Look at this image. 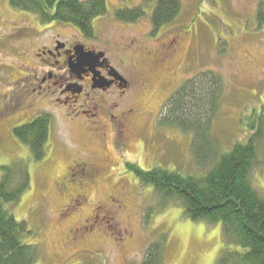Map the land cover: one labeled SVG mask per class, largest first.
Masks as SVG:
<instances>
[{
	"label": "rangeland",
	"instance_id": "374dc122",
	"mask_svg": "<svg viewBox=\"0 0 264 264\" xmlns=\"http://www.w3.org/2000/svg\"><path fill=\"white\" fill-rule=\"evenodd\" d=\"M177 1L174 20L153 34L152 6L144 0H109L106 15L93 21L95 38L83 37L130 85L124 95L112 91L99 112L118 103L113 115L131 104H139L136 109L146 114L145 127L134 128L146 138L127 136L120 151L109 127L106 135L84 129V116L66 112L49 93L44 96L39 68L53 61L40 55L42 47L54 33L63 40L78 30L41 24L35 15L0 0V166L22 161L30 175V189L20 202L4 207L34 233L26 242L39 246L38 264H141L147 247L164 233L162 264H215L224 248L221 224L189 221L173 203L161 208L150 188L141 186L126 167L203 173L192 162L191 134L158 125L169 97L186 79L207 71L222 79L211 135L224 150L246 141L242 122L264 103V27L255 18L258 0ZM127 8H143L146 16L130 24L116 20L115 12ZM131 43L133 48L126 47ZM169 45L171 52L163 53ZM84 110L91 121L93 111ZM36 116H48L50 127L45 157L31 161L13 129ZM262 161L252 182L264 191ZM76 165L96 175L85 180L82 198L74 205L70 195L80 187L79 179L69 183L67 177Z\"/></svg>",
	"mask_w": 264,
	"mask_h": 264
},
{
	"label": "trees",
	"instance_id": "16d2710c",
	"mask_svg": "<svg viewBox=\"0 0 264 264\" xmlns=\"http://www.w3.org/2000/svg\"><path fill=\"white\" fill-rule=\"evenodd\" d=\"M109 0H9L20 12L35 15L41 24L56 23L75 28L94 39L93 21L106 15ZM152 6V33L170 24L180 9L177 0H144ZM143 8L119 9L116 20L134 23L145 17ZM255 18L264 27V0H258ZM223 82L212 71L186 79L169 97L159 127L191 134L190 154L201 175L181 174L160 167L144 172L126 164L138 183L149 187L161 208L176 204L182 217L194 223L221 224L224 248L215 264H264V191L252 182L264 159V103L242 128L246 141H235L224 150L211 130L222 100ZM50 127L48 116H36L13 129V135L30 152L31 161L46 155ZM0 264H38L39 246L27 239L34 233L5 209L15 205L30 189L27 164L17 161L0 166ZM167 237L161 234L145 252L141 264H162ZM235 248V249H233Z\"/></svg>",
	"mask_w": 264,
	"mask_h": 264
},
{
	"label": "flooded vegetation",
	"instance_id": "af4514ba",
	"mask_svg": "<svg viewBox=\"0 0 264 264\" xmlns=\"http://www.w3.org/2000/svg\"><path fill=\"white\" fill-rule=\"evenodd\" d=\"M54 34V38L50 39L48 45L43 46L40 51L41 56L53 61L39 68L40 73H42L40 84L45 86L46 93L40 86L44 96L47 97L49 93L50 99L62 104L66 112L69 110V112L84 116L86 119L84 129L89 128L93 133L106 135L107 127H109L115 137L114 140L112 139V143L120 151L123 143H125V137L130 136L132 138L135 135L139 141L146 138V133L134 129L140 125L143 129L148 123L146 114L142 112V109H136L139 104L136 106L131 104L132 108L126 106L117 115H113V112H115V108L118 111L120 107L118 103L107 107L105 113L99 112L101 103H109L108 95L112 91H121L122 94H125L124 91L130 87L121 76L120 71L110 65L105 54L95 49L93 44L84 39L79 31L69 34L68 38L63 40L60 34ZM126 47L133 48L134 45L131 43ZM169 48L172 46H165L163 53L171 52ZM80 54L83 55L84 59H80ZM100 54H103L102 58L99 57ZM123 61L125 62V59ZM120 78L124 79L125 82H120ZM139 85L141 87L140 83ZM84 109L93 111L91 121H89L90 117H87L88 112ZM135 123L138 126H135ZM70 173L67 177L70 180L67 182L70 183L75 177L79 179L77 185L80 187H77L78 190L73 191L70 195V198H73L71 203L76 205V202L82 198L80 191L83 187L81 186L85 185V180L95 176L96 173L92 172V174L90 170L81 165L73 167Z\"/></svg>",
	"mask_w": 264,
	"mask_h": 264
},
{
	"label": "water",
	"instance_id": "95a60500",
	"mask_svg": "<svg viewBox=\"0 0 264 264\" xmlns=\"http://www.w3.org/2000/svg\"><path fill=\"white\" fill-rule=\"evenodd\" d=\"M80 55H81L80 56V59H84L83 55L82 54H80ZM99 57L102 58L103 57V54H100ZM119 81L120 82H125L122 78H120Z\"/></svg>",
	"mask_w": 264,
	"mask_h": 264
}]
</instances>
